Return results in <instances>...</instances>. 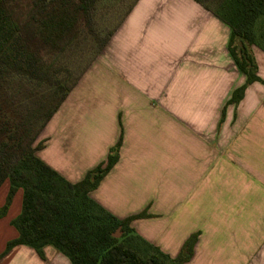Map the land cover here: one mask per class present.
I'll return each mask as SVG.
<instances>
[{
	"label": "crops",
	"instance_id": "obj_1",
	"mask_svg": "<svg viewBox=\"0 0 264 264\" xmlns=\"http://www.w3.org/2000/svg\"><path fill=\"white\" fill-rule=\"evenodd\" d=\"M230 34L196 0H134L36 140L77 182L121 138L89 196L119 219L145 210L130 227L171 257L198 232L186 264H264V84L229 103L246 80ZM250 49L264 80V50ZM43 255L18 245L0 264H71L50 245Z\"/></svg>",
	"mask_w": 264,
	"mask_h": 264
},
{
	"label": "trees",
	"instance_id": "obj_2",
	"mask_svg": "<svg viewBox=\"0 0 264 264\" xmlns=\"http://www.w3.org/2000/svg\"><path fill=\"white\" fill-rule=\"evenodd\" d=\"M60 1L47 13L46 6L40 7L39 13H45L41 19L32 18L39 38L52 50L61 47L78 17L90 23L95 2ZM196 1L231 28L228 51L246 76L229 99L236 103L247 84H264L250 49L257 44L264 50V0ZM18 23L10 0H0V186L8 181L0 218L21 190L20 211L9 222L17 235L6 242L0 257L26 245L43 258V247L50 245L71 264H186L198 232L190 234L171 257L130 227L132 220L148 216L145 210L119 219L89 196L117 162L121 138L109 148L105 160L77 182L66 180L36 155L42 148V142H36L39 132L92 60L70 85H64L55 78L58 70L51 71L24 42ZM113 31L101 41L97 53Z\"/></svg>",
	"mask_w": 264,
	"mask_h": 264
},
{
	"label": "rangeland",
	"instance_id": "obj_3",
	"mask_svg": "<svg viewBox=\"0 0 264 264\" xmlns=\"http://www.w3.org/2000/svg\"><path fill=\"white\" fill-rule=\"evenodd\" d=\"M65 1V0H64ZM63 1V2H64ZM67 1V0H66ZM73 0H70L71 2ZM134 0H95L93 8L90 10V23L77 18L71 33L62 42L59 49L54 50L45 46L36 33L37 23L33 20L41 19L45 14L39 13L42 6H46V13L54 5H59L60 0H10L12 10L18 20L19 29L24 42L28 47L40 57L43 64L51 71L58 70L55 78H58L64 85H70L72 81L81 73L83 68L95 58L101 41L114 29L126 13L129 5ZM39 4L38 6L36 4ZM70 4V3H69ZM71 5H69L70 7ZM39 90L41 91L42 88ZM37 94L39 91H36ZM8 189V181L0 186V200L2 204ZM1 204V205H2ZM0 205V206H1ZM21 207V190L14 194L7 221L2 217L0 227V248H5V238L13 236L16 230L10 225L8 218L19 213ZM9 220V221H8ZM120 235V232L117 233Z\"/></svg>",
	"mask_w": 264,
	"mask_h": 264
},
{
	"label": "water",
	"instance_id": "obj_4",
	"mask_svg": "<svg viewBox=\"0 0 264 264\" xmlns=\"http://www.w3.org/2000/svg\"><path fill=\"white\" fill-rule=\"evenodd\" d=\"M117 233H118V232H117ZM117 233H116V234H117Z\"/></svg>",
	"mask_w": 264,
	"mask_h": 264
}]
</instances>
